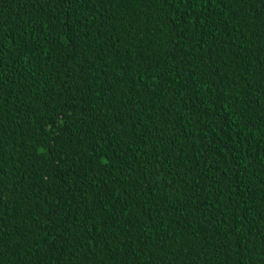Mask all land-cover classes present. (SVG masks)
<instances>
[{
	"label": "trees",
	"instance_id": "16d2710c",
	"mask_svg": "<svg viewBox=\"0 0 264 264\" xmlns=\"http://www.w3.org/2000/svg\"><path fill=\"white\" fill-rule=\"evenodd\" d=\"M0 264H264V0H0Z\"/></svg>",
	"mask_w": 264,
	"mask_h": 264
}]
</instances>
